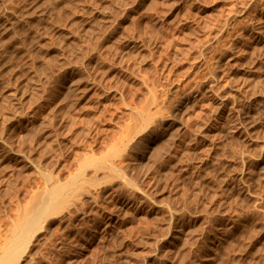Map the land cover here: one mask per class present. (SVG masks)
Listing matches in <instances>:
<instances>
[{
    "label": "rangeland",
    "instance_id": "rangeland-1",
    "mask_svg": "<svg viewBox=\"0 0 264 264\" xmlns=\"http://www.w3.org/2000/svg\"><path fill=\"white\" fill-rule=\"evenodd\" d=\"M48 1L51 2L52 0H0L1 42L4 39L3 37L6 36V27H8L6 21L9 20V15H21L27 10L29 11V9H35L36 5L43 7L42 4L46 5L44 3L48 4ZM139 1L140 0H66L65 5H61V7L63 6L61 12L58 8L62 18L59 16L58 11H54V15H56L55 20H57L56 18L58 16L59 20H61V22L57 20L60 26H58L59 24L57 22V26L54 23V25H52L53 27L51 26V29L48 30L49 33L47 32L44 38H42V41L39 40L40 42L29 40V42L31 41L33 43L30 42V44H27V48L29 49L27 55L18 52L17 50L19 49L17 46V49L13 48L9 51L6 49L4 43L1 45L2 43L0 42V45L3 48L5 47V49H3L0 46V245L11 237L13 229L25 212L27 213L28 210H32L38 205L40 197L47 191L49 186H52L51 183H54L57 179L63 181L68 180L70 176L79 174L77 172L81 174L84 171L85 177H82L89 180V182H85L86 180H84L82 183L81 177H79L80 175L75 177L80 179L78 182L82 183V185L85 182V187L83 186L82 189L81 186H79V189L74 188L76 186L74 185V191L73 189L70 190V187V189L68 188L69 190L67 189L68 192L65 191V194L68 193L66 197L68 196L67 198L69 199L71 198L69 195L73 197L75 193L76 196L73 197L75 198V204L74 201H72L73 198H71L72 200L68 199L67 205L68 202H70L69 204L73 203L71 206L76 205V209L69 205V207H71L68 208L69 210L65 208V211H62L61 214L56 212L57 216L56 214H51L54 216H50V219H48L49 224L42 228L39 233L37 232L38 235L34 238L31 250L28 252L31 257V264H65L67 263V258L71 256L72 250L77 248L80 244H84L86 250L79 264H109L113 261L115 262L110 264H163L164 258L165 264L166 260L168 261L167 264H200L201 257L204 254L203 251L208 246L207 243L215 240V236L218 235L221 231V226L226 224L227 220V223L231 226L222 237L223 239H220L221 242H219L217 248H221L216 249L214 254L215 257L213 256L208 264H217L221 261L223 264H228L226 261L230 259L235 262L233 263L230 261L229 263L231 264H264V226H262L264 225V205L262 206V203H264V194H262L264 193V186H260V184H264V98L262 97L263 95H260L262 93L264 94L262 90L264 84L258 80L255 83L256 86L254 84V86L251 85L249 94L247 93L250 95L249 97L247 94V96L240 95L239 97L240 105L242 104L244 107H249L255 100L254 104L262 109L257 115L258 120L255 126L256 128H252L251 132L249 131L247 135L239 137L237 130V132L231 130L232 124L230 123L229 125L228 120L227 123H224L225 125L214 120H212L214 121L213 124H211L212 121H206L208 118L207 114L212 112L211 108L213 107V101L217 99L216 96L219 97L220 92H222V95L224 93L223 90L225 92L230 90L232 85H229L228 83L230 82H227L229 77L235 74H237V77L241 76L239 73H243V66L247 68V66L250 65L249 67H251L254 64H259L261 60L264 47L260 45V47L254 48L253 51L250 46L258 36L259 28L264 24V0H149L150 2L148 1V4L138 8L133 15L129 16L128 22L123 24V20L128 16L130 10L136 7ZM261 3H263V5ZM58 7H60V5ZM89 7H91V10ZM84 10H86L87 15L82 19L80 16L85 12ZM261 14H263V16H261ZM6 15L7 18H5ZM260 18L261 20H259ZM72 19L75 20L74 24L72 23L73 21L70 24ZM66 22H68V24ZM64 25H66V28ZM74 25H76V28L73 27ZM70 26H72L73 29H68ZM3 28H5V30H3ZM61 28L64 31L61 32ZM23 31L24 30L17 33L14 39H19L17 38L18 34L19 36L22 34L20 38L25 36V32L21 33ZM41 42L45 43V46ZM40 44L42 49L39 48ZM46 45L48 46L46 47ZM261 47H263V49ZM6 51L7 53L10 52L11 55L10 53L6 54ZM248 51H253L250 54L251 58L249 57L251 62L250 60L244 61L243 59L245 56L244 54L248 53ZM16 52H18V54ZM223 54L226 55L224 56ZM12 55L13 58H11ZM14 55L17 56L15 57ZM31 56H34V58ZM4 60L6 61L4 62ZM242 61L243 64L241 63ZM8 62L10 63L9 65ZM245 62L248 65L245 64ZM252 62L253 64L251 65ZM2 64H6L7 66L4 65L5 67H2ZM88 64L91 66L87 67ZM261 67L262 66H260L259 70H261ZM68 68H70V71L67 70ZM79 75L80 78H78ZM16 76L17 79L15 78ZM70 76L78 78L80 83L78 79H76L78 83L74 84L73 87H69V90H66L68 88L64 90L60 95L61 97L59 96L61 100L59 99L60 103H58L60 105H58L57 108L49 107L48 101L53 98L54 92L62 88L64 78ZM82 77H84V79ZM243 77L244 75L242 74V77L237 78L238 82L240 79L243 81ZM9 79L13 81H10V83L7 82ZM94 82L96 83L94 84ZM214 82H216V84ZM7 83L10 85L8 84L7 86ZM239 83L242 84L241 81ZM208 84L209 86L212 84H215L214 87L217 86L215 94L210 90H206L207 88L209 89ZM87 86L92 87L88 88ZM252 92H256V94ZM258 92L262 93L258 94ZM184 96L190 97V101L187 103L188 105L186 104L185 106L186 110H184L186 112L183 111L185 114H182L184 117L182 119L188 121L189 119L190 121L192 120V123L190 121L189 123L195 126L194 129L197 128L196 125L199 123L207 122V127H211L212 125L215 131L214 133L217 132L215 135L217 138H214L215 143L213 141L211 142L212 144L209 142L201 143V148L198 150L200 152H198V154L201 155V157L207 156L209 160L205 157L204 160L201 161L202 164H200V159L203 158L198 157V154L194 153V156L197 154L195 157L193 156L194 160L198 161L196 162L193 160V152H191L192 154H190V156L192 158L189 157V159L191 158L190 162L192 164L189 163V159L186 158L189 155L182 161L183 165L188 167L185 169L181 162L178 161L179 158L175 156L178 155V153L173 154V157L170 155L167 156L166 153H164V157L162 156L163 159L165 158L164 160L160 158L162 155L161 153L160 156L156 154V156L154 155L152 158H149L151 155L145 158L144 152L138 151V149L134 147L141 139V142L145 139L141 138L142 132L139 130L141 126L135 125L136 118L134 112L131 111L132 108H135L134 111H136L138 109L142 110L144 107L147 109L150 105L153 113L162 109L163 113L168 114L170 111L168 109L179 104ZM157 103H159V105ZM155 107L160 109L157 108L156 110ZM60 108L63 113L60 111ZM49 109H53L58 113L50 110L53 112L52 113ZM166 110L168 111L165 112ZM248 110L249 109L246 108L245 112ZM58 114L60 115L57 116ZM211 114L212 118H214V113ZM45 116L48 119L54 118L51 119V121L46 119ZM204 116H206L205 121L202 118ZM6 117L8 121L9 119L11 120L7 122ZM62 117L64 118L62 119ZM132 117L135 119H132ZM201 118L203 121L200 120ZM180 121L181 126H183L179 130V133L178 131L176 132L179 134L177 138L186 141L189 137L191 138L195 131L193 132V127H190L187 121ZM187 125H189L188 128L186 127ZM133 127L135 129L138 127L139 129L137 128L134 130ZM190 129L192 135L190 134ZM129 132L132 133V135L129 136ZM134 133L138 135V138L136 134V138L133 137L135 140L131 137L134 136ZM176 133L174 136L177 135ZM243 137L246 138L243 140ZM177 138L173 140L175 141ZM130 139L134 141L132 142ZM128 141H131V143ZM246 142L249 143L246 144ZM127 143L130 145L127 146ZM145 143L147 144L148 142L145 140ZM160 143L159 146L157 143L156 146L154 145L155 151H157V147L160 149ZM212 145L213 152L210 149ZM91 147L94 151H92ZM126 147L129 148V152L127 150V152L125 151V149H128ZM202 148H206L204 152ZM254 150H257L256 152L260 156L258 155L257 157ZM78 151L80 152L77 155ZM86 151L88 152L85 153ZM201 152L203 154H201ZM209 152H211V154ZM206 153L208 155H206ZM244 153L248 156H245ZM247 153H252L250 156L252 158H249L250 154ZM80 154L83 156L82 159ZM119 155H124V157ZM157 157H159L160 160ZM75 158H79L78 160L80 161L75 160ZM122 158L125 159L123 160L125 162L123 165V161H121L122 163L120 162L121 164L119 163ZM153 158L158 159L157 161H159L160 164L155 161L156 159L153 161H155L154 164H157L154 165L151 163ZM175 160L176 162L178 161V165H174L176 164ZM211 160L212 163H210ZM128 161L130 163H128ZM164 161L168 162L164 164ZM105 163H108L107 165H119V167H121L120 169L124 170L122 172L126 173H124L125 175L129 176L130 173L128 178L131 180L133 178V181L136 182L138 187L142 186L141 189L144 188L142 191L145 190L144 192L152 196L151 199H159V201L152 200L154 203H157L155 204L158 205V208L155 209L154 207L146 206V208L144 207V209L141 210V214H138L141 219L135 214L132 208H129L127 213L125 212L126 216H123L125 215L123 214L119 217V222L115 228L116 230L107 231V233L104 229H97V231L96 228H99L98 224L106 213L114 209L113 206H116V204H119L121 200L125 198L124 195H129V191L124 187H122L123 190L121 187L120 190H116L117 184H115V182H117V180L122 181L124 179L123 177L118 176L122 179H117L118 177L114 175L116 173H114V177H112V173L106 170L104 168L105 166H102L103 170L102 167L100 170H96L97 165L101 166ZM150 163L153 165L149 167V169L148 166H150ZM172 163L174 164L171 165ZM179 165L180 168H178ZM199 165L203 169H206H201ZM122 166H124V168L127 166L128 169L126 168L125 170ZM261 166L263 167L261 168ZM134 167L136 169L132 170ZM257 167L259 170H257ZM129 168L132 169L130 170ZM251 168L252 170H250ZM167 170L168 173H165ZM253 170H256V172H253ZM103 171L108 174L110 173V175H112L110 177L112 178H110L108 174L105 175ZM205 172L206 174H204ZM103 173L105 177L108 176L109 178L102 177ZM161 174L163 177L165 176V178L163 180L158 179L159 181L162 180L159 182L157 178H159V176L161 178ZM198 175L201 176L199 177ZM215 179H217V181ZM155 181H158L159 185L158 183L155 185ZM194 183H197L198 186H195ZM184 184L185 187H183ZM191 185H194V188L191 187ZM240 186L241 188H239ZM225 187H227V189ZM233 187L234 190L236 189L235 192ZM177 188H180L181 191L180 189L177 190ZM185 188L189 189L187 192L192 196L195 192H198L197 196H194L196 201H199L198 203L194 201V197L186 193ZM252 188H257L260 194L255 192L256 190L254 189V191ZM81 189H91L93 192L86 190L87 194H90L87 195L85 191H79ZM239 189L240 191H238ZM121 190L122 192H120ZM220 190L225 192L223 193V191ZM69 191H73L72 194H69ZM76 191H79V194L81 192V194L84 193L82 197L80 195V197L78 196L79 202L77 198L78 193ZM150 191L153 194H151ZM154 191L157 192L155 193ZM124 192H126V194H123ZM170 192L172 194H170ZM205 192L208 193L206 194L207 196ZM220 192H222V194ZM240 192L241 194H237ZM154 193L155 197L153 196ZM178 193H184V196H179ZM216 193H219L218 196L213 197L217 195ZM233 194L235 195L233 196ZM188 195L190 199L194 198L193 200L191 199V201L194 202L186 206V204L191 202L188 199ZM198 195L200 196L198 197ZM237 195L239 198L243 195L242 198H244L246 202L243 199L244 203L241 205L242 198L238 200L239 198L236 197ZM244 195H247L248 197H246L249 200L245 198ZM92 196L97 197V200L90 198ZM174 196H177V198ZM250 196L251 198H249ZM255 196H260L261 199ZM207 197L210 198L208 199ZM234 197L237 201H240L238 202L240 204L237 202L234 203V201H236ZM87 198L93 201L89 200V202ZM185 198L188 202L184 200ZM199 198L203 201L207 200L205 202H207L208 205L203 201L200 202ZM214 198L216 200H214ZM81 199L84 200L82 201ZM223 199L226 201H222ZM233 199L234 201H232ZM251 199L254 200L251 201ZM181 200L184 201L180 202ZM261 200L263 202H261ZM178 201L180 206L185 207L181 208L178 206V208ZM250 201L252 203H250ZM259 201L261 202L260 204ZM204 203L205 206L207 205L205 210H203V207H205L203 206ZM223 203H225V205H223ZM246 203L250 204L251 210V206L256 210L253 208V211H250L248 205H246V208H248L244 209L243 207L245 206L243 205ZM256 203L259 206H257ZM174 204L177 205L174 206ZM216 205L217 209L219 208L218 210L216 209ZM236 205L238 206L237 209ZM80 206L82 208H80ZM164 206H166L167 209H169V206L173 207L170 208L172 210L169 211L170 209L167 210ZM77 207H79V210ZM159 207L164 208L165 211ZM221 207L223 208L221 209ZM229 207L231 208L230 210L228 209ZM147 208H149V210ZM181 209H183V212ZM226 209L227 212L225 211ZM186 210H189V212ZM233 210H236L237 214ZM238 210L240 211L237 212ZM257 210H261L262 216L259 214L260 211L255 212ZM220 211L221 213H219ZM130 212L134 214V217H131L132 215ZM166 212L167 215H165ZM169 212L177 213L174 220L170 217V214V220H167ZM190 212L194 218L190 215ZM240 212L241 214L239 215L238 213ZM249 212H251V214ZM144 213L148 214L145 215ZM220 214L222 215L220 216ZM225 214L227 217H225ZM100 215H102V217ZM142 215H145L147 219H142ZM164 215L165 218H167L166 221L163 218ZM242 215L244 216L242 217ZM187 216L189 219H187ZM232 216L237 217L236 222L238 221L240 223L232 224L230 220ZM257 216L260 219L257 218L258 221H256ZM259 216H261V218ZM170 223L173 224L171 225ZM175 224H181V228L185 230V232L183 231L180 236L176 237L172 241L173 243L168 241L169 243L171 242L170 245L166 242V246V244H164L166 238L169 239L172 237L174 229L177 230ZM250 224H252V226ZM244 225H247L248 228L254 225L257 229L255 230V227H253L254 232H252V228L248 229L247 226L245 227ZM259 227L263 229L261 230L260 228L259 230ZM190 228L195 229V231L192 229L189 233L188 230H190ZM217 228H219V231ZM244 230L246 231L244 232ZM94 232L96 233L94 234ZM91 234L92 236H90ZM164 234H166L165 237H163ZM187 234L191 235V237L189 236L188 238ZM256 234L257 236L255 238ZM249 235L251 238L253 237L252 239L254 240L247 237ZM179 237H181L182 241ZM185 240H189V246L186 245L187 242H185ZM242 240H245L244 245L242 244ZM222 242L226 243L222 245ZM233 243H235V245ZM159 244H162L164 247ZM182 245L185 247L187 246L186 248L184 247L186 252L183 250L184 248L182 249ZM232 246L234 249L237 247L235 250L241 246V250H237L236 252ZM1 247H3V245ZM174 247L175 250L173 251ZM226 247H230L231 249H227ZM242 247L246 248L242 249ZM167 249L169 251H167ZM177 249H180V254L179 252L177 254ZM224 249H227V252H223ZM255 249L257 250L255 251ZM230 250L232 251L230 252L231 254L228 252ZM217 251L220 252L217 253ZM225 253L226 256H224ZM229 254L230 257H227ZM233 254H237L238 256L235 255V257H232L231 255ZM166 255L169 257H165ZM120 259H122V261Z\"/></svg>",
    "mask_w": 264,
    "mask_h": 264
},
{
    "label": "bare ground",
    "instance_id": "bare-ground-1",
    "mask_svg": "<svg viewBox=\"0 0 264 264\" xmlns=\"http://www.w3.org/2000/svg\"><path fill=\"white\" fill-rule=\"evenodd\" d=\"M65 1L66 0H58V1H54V0H52L51 2H49L48 4L47 3H44V4H46V5H43L42 4V6L43 7H41L40 5H36L35 6V9L33 8V9H29V11L27 10L25 13H23V14H21V15H16V14H13V15H9V17L10 18H8L9 20H7L6 22H7V26L8 27H6V36L5 37H3L4 39L2 40V42H1V40H0V42L2 43H0L1 45H3V43H4V45H5V47H6V49L7 50H9V51H11L13 48H15V49H19V50H17L18 52H20V53H22V54H26L27 55V53H29L28 51H29V49L27 48V44L29 43L30 44V42H29V40H33V41H42V38H44V36L47 34V32H48V30H50L51 29V26L52 25H54V23H55V25H56V22H57V20H59V16H60V14H59V10H60V12H61V9H62V7H61V5H65ZM149 0H140L138 3H137V5H136V7H134V8H132L131 10H130V12L128 13V16L123 20V24H125L126 22H128V20H129V16L130 15H133L134 13H135V11L138 9V8H140V7H143V6H145V4H148L147 2H148ZM150 1H152V0H150ZM149 1V2H150ZM256 2V1H255ZM257 3V2H256ZM262 5H263V3H261ZM60 5V7H58ZM31 7V6H30ZM29 7V8H30ZM33 7V6H32ZM37 7V8H36ZM58 8H59V10H58ZM90 8V10H91V7H89ZM89 8H87V9H89ZM261 8V7H260ZM36 9H38V10H36ZM86 9V10H87ZM264 9V8H263ZM56 10V12L58 11V14H59V16L56 18L57 20H55V16L56 15H54V11ZM86 10H84L85 12L84 13H82V11H81V13H82V15L80 16V17H82V19H83V17H85V15H87V12H86ZM89 10V11H90ZM12 12V11H11ZM10 12V13H11ZM14 12V11H13ZM22 12V11H21ZM21 12H19V13H21ZM55 12V13H56ZM262 12V11H261ZM260 12V13H261ZM15 13V12H14ZM12 14V13H11ZM62 14V13H61ZM79 16V15H78ZM261 16H263V14H261ZM260 16V17H261ZM61 17V16H60ZM258 17H259V15H258ZM258 17H257V19H258ZM5 18H7V15H6V17ZM62 18V17H61ZM76 19V18H75ZM81 19V18H80ZM81 19V20H82ZM259 20H261V18L259 19ZM73 21V22H72ZM74 21L75 20H71L70 21V24H71V22L74 24ZM83 21V20H82ZM258 21V20H257ZM263 21V20H262ZM5 22V23H6ZM59 22H61V20H59ZM69 22V21H68ZM68 22H66L67 24H68ZM130 22V21H129ZM264 22V21H263ZM58 23V22H57ZM4 24V23H3ZM59 24V23H58ZM72 24V25H73ZM122 24V25H123ZM263 24V23H262ZM261 25V24H260ZM6 26V25H5ZM57 26V25H56ZM58 26H60V24L58 25ZM65 26V28H66V25H64ZM63 26V27H64ZM4 27V26H3ZM53 27V26H52ZM68 27V26H67ZM74 28H76V25H74L73 26ZM73 27L72 26H70L68 29H73ZM259 27V26H258ZM261 28V29H260ZM259 28V34H258V36L256 37V39H255V41H254V43L250 46L251 48H252V50L254 51V48H256V47H260V45H262L263 47H264V24H263V26L262 27H260ZM2 29V28H1ZM1 29H0V31H1ZM53 29V28H52ZM3 30H5V28H3ZM22 30H24L23 32H21V33H26V35L25 36H22V38H20V36L22 35V34H20V36H19V34H18V36H17V38H19V39H14V36L17 34V33H19L20 31H22ZM66 30V29H65ZM62 31H64L62 28H61V32ZM69 32V31H68ZM67 32V33H68ZM73 32V31H72ZM2 33V32H1ZM49 33V32H48ZM1 35V34H0ZM48 36V35H47ZM1 37V36H0ZM45 40V39H44ZM253 40V39H252ZM39 41V42H40ZM115 41V40H114ZM45 42H46V40H45ZM31 43H33V42H31ZM41 43H43V42H41ZM115 43V42H114ZM39 44V43H38ZM110 44V43H109ZM0 45V46H1ZM43 45L45 46V43H43ZM242 45V44H241ZM16 46H17V48H16ZM40 46V47H39ZM38 47L39 48H41L42 46H41V44L39 45ZM43 46V47H44ZM48 45H46V47H47ZM239 46V45H238ZM5 47L3 48L2 46H1V48H3V49H5ZM36 47V46H35ZM236 47V46H235ZM241 47V46H240ZM263 47H261L262 49H263ZM38 48V49H39ZM42 49V48H41ZM237 49V48H236ZM239 49V48H238ZM44 50V49H43ZM229 50V49H228ZM234 50V49H233ZM232 50V51H233ZM240 50V49H239ZM249 50V49H248ZM231 51V52H232ZM247 51V50H246ZM253 51H251V52H253ZM13 52V51H12ZM18 52H16L17 54H18ZM226 52V51H225ZM251 52H249L248 51V53H246V54H244L245 56H244V61H247V60H250L249 59V57H250V54H251ZM6 54H8V53H10V52H8L7 53V51L5 52ZM227 53V52H226ZM235 53V52H234ZM243 53V52H242ZM263 53V55H262V57H261V60L259 61V64H254V65H252L253 64V62L251 63V67H249V66H247V68L246 67H244L243 66V68H242V65H241V63L243 64V61L240 63V65H241V68H242V72L243 73H241L240 71V75L241 76H239V77H237V74H235L234 76H230L229 77V80H227V82H230V83H228L229 85H232L231 87H230V90H227L226 92L223 90V94L221 95V93L222 92H220V95H219V97H217L216 96V98L217 99H215V101H213V107L211 108V111L212 112H207V113H209V114H207L208 115V118H207V120L206 121H212V120H214V121H217V122H219V123H221V124H224V123H227L228 121H229V125H230V123L232 124V129L231 130H233V131H235V132H237L238 131V136L240 137V136H245V135H247V133L250 131L251 132V129L252 128H254L255 126H256V124H257V120H258V117H257V115H258V113H260L261 111H262V109H261V107H258V105L256 106V104H254V102H255V100H254V102L253 103H251L252 105L250 106L249 105V107H244L242 104L240 105V99H239V97H240V95H245V96H247L248 94H249V89L251 88V85H255V83L259 80V81H261V83L262 84H264V52H262ZM4 54V53H3ZM14 54H15V52H14ZM231 54V53H230ZM10 55H11V53H10ZM21 55V54H20ZM224 55V54H223ZM226 55V54H225ZM224 55V56H225ZM8 56V55H7ZM15 57L17 56V55H14ZM24 56V55H23ZM22 56V57H23ZM10 57V56H9ZM14 57V58H15ZM21 57V56H20ZM31 57H33L34 58V56H31ZM232 57V56H231ZM8 58V57H7ZM11 58H13V55L11 56ZM229 58V57H228ZM251 58V57H250ZM5 59V58H4ZM32 59V58H31ZM223 59V58H222ZM10 60H12V59H10ZM10 60H9V62H10ZM14 60V59H13ZM33 60V59H32ZM6 60H4V62H5ZM90 61V60H89ZM8 62V65L11 63H9ZM223 62V61H222ZM249 62V61H248ZM250 62H251V60H250ZM7 63V62H6ZM87 63H90V62H87ZM91 64V63H90ZM245 64H247L246 62H245ZM244 64V65H245ZM3 65V64H2ZM5 66H7L6 64H4ZM2 66V67H5V66ZM248 65V64H247ZM1 66V65H0ZM88 66H91V65H87V67ZM246 66V65H245ZM260 66H262L261 67V70H259V68H260ZM72 68V67H71ZM2 69V68H1ZM70 68H68L67 70H69ZM75 69V68H74ZM89 69V68H88ZM76 70V69H75ZM237 70H239V69H237ZM70 71V70H69ZM74 72V71H73ZM73 72H72V74H73ZM80 72V71H79ZM236 72H238V71H236ZM78 73V72H77ZM71 74V73H70ZM234 74V73H233ZM242 74L244 75V77H243V81L240 79V81L242 82V84L241 83H239L238 82V79L237 78H240V77H242ZM14 75V74H13ZM64 75H65V73H64ZM81 75H84V74H81ZM16 79H17V76L15 77ZM64 78V77H63ZM78 78H80V75H79V77ZM78 78H76V77H66V78H64V83H63V85H62V88H60L58 91H55L54 92V94H53V98L51 99V100H49L48 101V105H49V107H53V108H57V106L58 105H60L59 103H60V100H61V94L64 92V90L66 89V88H68V89H66V90H69V87H73L74 86V84H76V83H78L77 82V80L76 79H78ZM83 79H84V77H82ZM13 79V78H12ZM82 79V80H83ZM14 80V79H13ZM12 80V81H13ZM63 80V79H62ZM10 79H9V81L7 80V82H9L10 83ZM11 81V82H12ZM78 81H79V79H78ZM96 81V80H95ZM6 83V82H5ZM9 83H7V86H8V84ZM79 83H80V81H79ZM96 82H94V84H95ZM208 83V82H207ZM211 83V82H210ZM215 84H216V82H214ZM87 84V83H86ZM89 84V83H88ZM92 84H93V82H92ZM215 84H212L211 86H209V84H208V87H209V89L207 88V86H206V90H210V91H212V93L214 92V94H215V89L217 88V86L216 87H214L215 86ZM236 84V85H235ZM6 85V84H5ZM4 85V86H5ZM10 85V84H9ZM253 85V86H254ZM6 86V87H7ZM86 86V85H85ZM96 86V85H95ZM256 86V85H255ZM80 87V86H79ZM78 87V88H79ZM88 87V86H87ZM92 87V86H91ZM91 87H88V88H91ZM227 87V86H226ZM263 87H264V85H263ZM263 87H262V90H263V92H264V89H263ZM75 88V87H74ZM74 88H72V89H74ZM77 88V89H78ZM228 88V87H227ZM226 88V89H227ZM56 90V89H55ZM70 90H71V88H70ZM208 91H207V93H208ZM67 92V91H66ZM203 92V91H202ZM248 93V94H247ZM252 93H254V94H256V92H252ZM260 93H262V92H260ZM259 92H258V94H260ZM51 94V93H50ZM50 94H49V97H50ZM205 94V93H204ZM247 94V95H246ZM218 95V94H217ZM260 95H263L262 97L264 98V94L262 93V94H260ZM60 96V97H59ZM64 96V95H63ZM63 96H62V98H63ZM210 96H212V95H210ZM215 96V95H214ZM250 95H248V97H249ZM252 96V95H251ZM52 97V96H51ZM242 97V96H241ZM247 98V97H246ZM60 99V100H59ZM48 100V99H47ZM63 100V99H62ZM189 101H190V97H185L184 96V98L183 99H181V101H180V103L179 104H176V105H174V106H172V107H170V109H168V110H170L169 111V113L167 114V113H163V110L162 109H160V108H158V109H160V111L158 110V111H156V113H153V110L151 109V107H150V105H149V107H147V109L144 107V109H142V110H140V109H138V110H136V111H134V109L132 108V110L131 111H133L134 112V116H135V118L134 117H132V119L134 118L135 120H136V123H135V125L137 126H141L140 127V132H142L141 133V135H142V137L141 138H144L148 143L146 144L145 143V140H143V142H141L142 141V139L140 140V142H138V144H135V146L134 147H136L137 149H138V151H141V152H144V156H145V158L146 157H149L150 155H151V157H149V158H152V156L154 157V155L156 156V154H158L159 156L161 155V157L160 158H162V156L164 155V153H166V155L168 156V155H170V156H172L173 157V154H177L178 153V155H175L177 158H179L178 159V161L179 162H181V164L183 165V163H182V161H184L185 160V157L187 156V155H189V156H187L186 158H188L189 159V157H191L190 156V154H192L191 152H193V154H192V157L194 156V153H197L198 154V150L201 148V146H200V144L201 143H204V142H209V143H211L212 141L214 142L215 140H214V138L216 139L217 137H215V135H216V133H214L215 131H214V128H213V126L211 125V127H207V122H202V123H199L198 125H196L197 126V128L196 129H194V127L195 126H193V125H190V123H189V121H190V119H189V121L188 120H183L182 118H184L183 117V111H185L186 109H185V106H186V104L187 103H189ZM241 101H242V98H241ZM261 101H263V100H261ZM45 102V101H44ZM59 102V103H58ZM63 103V102H62ZM61 103V104H62ZM211 103H212V101H211ZM158 105H159V103H157ZM156 104V105H157ZM210 104V103H209ZM47 105V104H46ZM188 105V104H187ZM210 106H211V104H210ZM47 107V106H46ZM60 107V106H59ZM149 108V109H148ZM156 108V107H155ZM157 108H156V110H157ZM246 108H248L249 110L247 111V112H245V110H246ZM185 109V110H184ZM50 110H53V109H49V111ZM168 110H166L165 112H167ZM210 110V109H209ZM54 111V110H53ZM60 111H61V108H60ZM207 111V110H206ZM48 112V111H47ZM50 112H52V111H50ZM54 112H56V111H54ZM62 112V111H61ZM154 112H155V110H154ZM186 112V111H185ZM53 113V112H52ZM56 113H58V112H56ZM63 113V112H62ZM211 113H214V118H212V114ZM51 114V113H50ZM185 114V113H184ZM206 114V113H205ZM204 114V115H205ZM245 114H246V116H245ZM49 115V114H48ZM60 114H58L57 116H59ZM64 115V114H63ZM62 115V116H63ZM132 115V116H133ZM56 116V117H57ZM65 116V115H64ZM8 117V116H7ZM7 117H6V120H7V122H9L11 119H9V121H8V119H7ZM11 117H13V116H11ZM10 117V118H11ZM52 117V116H51ZM205 117L206 116H204V117H202L203 119H204V121H205ZM257 117V118H256ZM9 118V117H8ZM45 118L46 119H48L46 116H45ZM54 118V117H53ZM53 118H49L48 120H51V119H53ZM64 117H62V119H63ZM200 119V120H202L203 121V119ZM61 119V120H62ZM188 119V118H187ZM12 120H13V118H12ZM44 120V119H43ZM180 120H182V121H187L188 122V124L190 125V127L192 126L193 127V132H194V134L192 135V132H191V129H190V134L192 135L191 136V138L189 137V139L187 140L186 139V141L185 140H180L179 138H177V136L179 135V134H177L176 132L178 131V133H179V130L182 128V126H181V121ZM228 120V121H227ZM52 121V120H51ZM134 121V120H133ZM208 121V122H209ZM214 121H212V123L211 124H213V122ZM185 122H184V124H185ZM191 123H192V120L190 121ZM259 122V121H258ZM195 124V123H194ZM215 124H216V122H215ZM189 125H187L186 127L188 128L189 127ZM220 125V124H219ZM218 125V126H219ZM225 125V124H224ZM135 126V127H136ZM217 126V127H218ZM130 127H131V125H130ZM216 127V128H217ZM223 127V126H222ZM134 128V127H133ZM132 128V129H133ZM136 128V129H137ZM219 128H221V127H219ZM233 128H235V129H233ZM256 128V127H255ZM135 128H134V130H136ZM186 129V128H185ZM187 130V129H186ZM218 130V129H217ZM237 130V131H236ZM138 131V130H137ZM136 131V132H137ZM233 131H231V132H233ZM253 131V130H252ZM130 132H131V129H130ZM129 132V136L130 135H132V133H130ZM132 132H133V130H132ZM135 132V131H134ZM182 132V131H181ZM219 132V131H218ZM177 134V135H175L174 136V134ZM187 133V132H186ZM252 133H254V132H252ZM251 133V134H252ZM135 134L136 133H134V136H131L132 137V139H134L133 137H135ZM188 134V133H187ZM219 134V133H218ZM217 134V135H218ZM137 135V134H136ZM140 135V134H139ZM250 135V134H249ZM128 136V137H129ZM252 136V135H251ZM247 137V136H246ZM245 137V138H246ZM130 138V137H129ZM136 138V137H135ZM137 138H138V135H137ZM174 138H177L175 141L173 140ZM183 138V137H182ZM185 138H188V137H185ZM244 137H243V140L245 139ZM132 139H130L132 142L135 140H132ZM140 139V138H139ZM250 139V138H249ZM248 139V140H249ZM252 139V138H251ZM129 140V139H128ZM138 140V139H137ZM131 141H128V142H130L131 143ZM139 141V140H138ZM161 143H160V142ZM217 141V140H216ZM252 141V140H251ZM251 141H249V142H251ZM127 142V141H126ZM248 142V143H249ZM156 143L158 144V146H159V143L161 144V147H160V149H159V147H157L158 149H156L157 151H155V146H156ZM215 143V142H214ZM247 142H246V144H248ZM253 143H254V141H253ZM208 144V143H207ZM206 144V145H207ZM212 144V143H211ZM2 145V144H1ZM130 145V144H129ZM128 145V143H127V146H129ZM133 145H134V143H133ZM133 145H131V146H133ZM155 145V146H154ZM209 145V144H208ZM214 145V144H213ZM213 145L211 146V150L213 149L212 147H213ZM250 145V144H249ZM262 145H263V143H262ZM204 146V145H203ZM258 146V145H257ZM260 146V145H259ZM0 148H1V146H0ZM3 148V147H2ZM86 148V147H85ZM92 148V147H91ZM90 148V149H91ZM124 148H125V146H124ZM126 148H128V147H126ZM133 148V147H132ZM131 148V149H132ZM135 148V149H136ZM215 148V147H214ZM258 148V147H257ZM264 148V147H263ZM136 149V150H137ZM176 151H175V150ZM203 149V148H202ZM206 149V148H205ZM205 149H203L202 151L204 152V150ZM208 149H209V147H208ZM259 149H260V147H259ZM259 149H258V152H259ZM2 150V149H1ZM128 151L129 150V148L128 149H125V151ZM215 150V149H214ZM82 151V150H81ZM92 151H94L93 150V148H92ZM126 151V152H127ZM131 151V150H130ZM133 151V150H132ZM201 151V150H200ZM208 151V150H207ZM210 151V150H209ZM257 151V150H256ZM255 150H254V152H256ZM262 151H263V149H262ZM261 151V152H262ZM80 151H78L77 152V155H78V153H79ZM84 152V151H83ZM82 152V153H83ZM88 151H86L85 153H87ZM129 152V151H128ZM133 152H135V151H133ZM140 152V153H141ZM212 152H213V150H212ZM245 152H247V151H245ZM254 152H252V153H254ZM81 153V154H82ZM137 153V152H136ZM135 153V154H136ZM161 153V154H160ZM200 153V152H199ZM210 154H211V152H209ZM251 153V154H252ZM80 154V156H81V159H82V155ZM84 154V153H83ZM143 154V153H142ZM196 154V155H197ZM201 154H203L202 152H201ZM245 154V153H244ZM243 154V155H244ZM247 154H250V153H247ZM251 154L249 155V158H252V157H250L251 156ZM77 155H76V157H77ZM157 155V156H158ZM165 155V156H166ZM195 155V156H196ZM206 155H208L207 153H206ZM256 155H257V157H258V155L259 154H257V152H256ZM256 155H255V157H256ZM119 156H122V155H119ZM126 156V155H125ZM142 156V155H141ZM169 156V157H170ZM194 156V157H195ZM245 156H248V155H246L245 154ZM260 156V155H259ZM122 157H124V155L122 156ZM164 157V156H163ZM172 157H170V158H172ZM191 157V158H192ZM194 157H193V160H194ZM198 157H201V155H199L198 154ZM197 157V158H198ZM205 157H207V156H205ZM205 157H201V158H203V159H200V164H202V162L201 161H203L204 160V158ZM210 157H211V155H210ZM241 157H243V156H241ZM253 157H254V155H253ZM126 158V157H125ZM128 158H130V157H128ZM137 158H138V156H137ZM158 159H159V157H157ZM169 158V159H170ZM191 158L189 159V163H191L190 161H191ZM209 157H207L206 159H208ZM247 158V157H246ZM249 158H247V159H249ZM260 158V157H259ZM79 158H75V160H78ZM118 159H119V157H118ZM134 159V158H133ZM141 159V158H140ZM148 159V158H147ZM156 159V158H155ZM154 158L152 159V162L151 163H153L154 164V162L156 161L157 163L159 162V161H157L158 159H156L155 160ZM165 159V158H164ZM163 158L161 159V160H164ZM168 159V160H169ZM241 159H243V158H241ZM123 160H125V159H123L122 158V160L120 159V161H119V163L121 162V161H123ZM128 160V159H127ZM137 160V159H136ZM153 160H155V161H153ZM160 160V159H159ZM198 160V159H197ZM209 160V159H208ZM246 160V159H245ZM78 161H80V160H78ZM115 161V160H114ZM114 161H112L113 163H115ZM135 161V160H134ZM166 161V160H165ZM164 161V164L165 163H167V162H165ZM171 161V160H170ZM177 161V162H178ZM194 161H196V160H194ZM246 161H249V160H246ZM250 161H251V159H250ZM252 161H253V159H252ZM117 162V161H116ZM127 162V161H126ZM142 162V161H141ZM147 162H148V160H147ZM147 162H145V163H147ZM175 162H176V160H175ZM176 162V164H174V163H172L171 165H178V163ZM196 162H198V161H196ZM207 162V161H206ZM243 162V161H242ZM245 162V161H244ZM256 162V161H255ZM263 162V161H262ZM122 163V162H121ZM120 163V164H121ZM128 163H130L129 161H128ZM136 163H138V162H136ZM135 163V164H136ZM144 163V164H145ZM149 163V162H148ZM151 163H150V166H148V168L149 167H151L152 165H151ZM157 163H155V164H157ZM169 163H171V162H169ZM185 163V162H184ZM187 163V162H186ZM188 163V164H189ZM210 163H212V160H211V162ZM247 163V162H246ZM257 163V162H256ZM106 164V165H105ZM105 164H103V165H101V166H98L97 165V167H96V170L98 169V170H100L101 169V167L102 166H105L104 168L106 169V170H108L110 173H112V175L114 174V173H116V174H114L115 175V177H118V176H121V177H123L124 179L122 180V181H118L117 180V182H115V184H117L116 185V190L117 189H119L120 190V187H121V189L123 190V188L122 187H124V188H127L128 189V191H129V195L127 196V195H124L125 196V198L123 199V200H121V202L119 203V204H116V206H113L114 207V209H110L111 211H107L108 213H106V215L101 219V221H100V223L98 224V226H99V228H96V230L97 229H104V230H106V233H107V231H112V230H114L117 226V223L119 222V217H121L123 214H125V212L127 213V211H128V209L129 208H132L133 209V211H135V214L138 216V214L140 213L141 214V210L142 209H144V207L146 208V206H149V207H154L155 209L156 208H158V205H156L155 203H154V201H159V199H157L156 198V200H154L153 198L151 199V197L152 196H150V194H148L147 192H144V191H142L143 189H141V187L139 188L137 185H136V182H134L133 181V178H132V180L130 179V178H128L129 176H130V173H129V176H127V175H125L122 171H124V170H122V169H120L121 167H119V165H117V164H113V165H107L108 163H105ZM112 164V163H111ZM123 164H125V162L123 161V163H122V165ZM139 164V163H138ZM138 164H137V166H138ZM144 164H143V166H144ZM154 164V165H155ZM159 164H160V162H159ZM159 164H158V166H159ZM192 164V163H191ZM198 164V163H197ZM203 164H205V163H203ZM250 164H251V162H250ZM117 165V166H116ZM128 165H130V164H128ZM132 165V164H131ZM141 165V164H140ZM167 165V164H166ZM171 165H170V167H171ZM194 165V164H193ZM206 165H207V163H206ZM205 165V166H206ZM210 165V164H209ZM257 165V164H256ZM263 165H264V162H263ZM121 166V165H120ZM142 166V165H141ZM184 167H185V165H183ZM188 166V165H187ZM200 166V165H199ZM203 166V165H202ZM246 166V165H245ZM100 167V168H99ZM123 167V169H125L126 170V168H127V166L124 168V166H122ZM129 167V166H128ZM132 167V166H131ZM163 167V166H162ZM165 167V166H164ZM175 167H177V166H175ZM184 167H183V169H184ZM192 167V166H191ZM201 167V166H200ZM200 167H199V170H200ZM207 167V166H206ZM263 166H261V168H262ZM166 168V167H165ZM169 168V167H168ZM173 168H174V166H173ZM172 168V169H173ZM178 168H180V165H179V167ZM186 168H188V167H185V169ZM190 168V167H189ZM193 168V167H192ZM197 168H198V165H197ZM196 168V169H197ZM260 168V169H261ZM104 169V170H105ZM128 169V168H127ZM130 169V168H129ZM132 169V168H131ZM130 169V170H131ZM134 169H136L135 167L132 169V170H134ZM150 169V168H149ZM177 169V168H176ZM175 169V170H176ZM196 169H194V170H196ZM201 169H203L202 167H201ZM206 169V168H205ZM205 169H203V170H205ZM95 170V171H96ZM102 170H103V167H102ZM175 170H173V171H175ZM180 170V169H179ZM190 170V169H189ZM250 170H252V168L250 169ZM257 170H259L258 169V167H257ZM129 171V170H128ZM184 171V170H183ZM243 171V170H242ZM100 172V171H99ZM104 172V171H103ZM133 172V171H132ZM162 172V171H161ZM160 172V173H161ZM175 172H178V171H175ZM182 172V171H181ZM186 172H187V170H186ZM193 172V171H192ZM250 172H252V171H250ZM253 172H256V170L254 171L253 170ZM77 173H79V174H77ZM76 174L77 175H72V176H70V178H68V180H59V179H57V181H55L54 183H51L50 181H51V179L49 178V182L51 183V185L52 186H49L48 187V189H47V191L46 192H44V194L40 197V199H39V203H38V205L34 208V209H32V210H28V212L26 213L25 212V214L20 218V220L18 221V223L16 224V227L13 229V234L11 235V237H9V239L8 240H6V242L5 243H3L2 245H3V247H1L2 245H0V264H31V257L29 256V254H28V252L31 250V247H32V243H33V241H34V238H36V235H38L37 234V232L39 233V231L42 229V228H44V227H46L49 223H48V219H50V216L51 217H53L55 214H56V212L57 213H60L61 214V212L62 211H65L64 209L65 208H71V207H74L75 208V206H71L72 204H69L70 202H68V205H67V201H68V199L69 198H67L66 197V195L68 194H65V191L66 192H68L67 191V189L69 188L70 190H72L73 189V191H74V188H79V186H81V188L84 186V185H86L85 184V182H89V180H86L85 178H83V177H85L84 175H85V173H84V171L82 172V173H84V174H80V172H77ZM105 173V175L106 174H108V173H106V172H104ZM104 173H103V176L102 177H105L104 176ZM110 173L108 174V176L110 177V176H112V175H110ZM128 173V172H127ZM160 173H159V175H160ZM163 173H164V171H163ZM162 173V174H163ZM165 173H168V170H167V172L165 171ZM172 173H174V172H172ZM194 173H195V171H194ZM200 173H202V172H200ZM162 174H161V176H162ZM175 174V173H174ZM189 174V173H188ZM204 174H206V172L204 173ZM241 174V173H240ZM244 174V173H243ZM253 174V173H252ZM78 175H80L79 177H81V181H82V183H83V181L84 180H86L85 182H84V184L82 185V183H80V182H78V181H80V179L79 178H77V177H75V176H78ZM97 175H98V171H97ZM96 175V176H97ZM114 175L112 176V177H114ZM166 175V174H165ZM177 175H178V173H177ZM183 175V174H182ZM194 175V174H193ZM192 175V176H193ZM242 175V174H241ZM240 175V176H241ZM83 176V177H82ZM108 176H106V177H108ZM176 176V175H175ZM175 176H173V177H175ZM180 176V175H179ZM191 176V175H190ZM196 176V175H195ZM199 176V175H198ZM201 176V175H200ZM199 176V177H200ZM105 177V178H106ZM108 177V178H109ZM112 177H110V178H112ZM121 177H118L117 179H119V178H121ZM163 177V176H162ZM160 178V176H159V178H157V180L159 179H164L165 178V176L163 177V178ZM76 178V179H75ZM87 178V177H86ZM177 178V177H176ZM181 178V177H180ZM240 178V177H239ZM70 179V180H69ZM122 179V178H121ZM234 179H236V178H234ZM241 179V178H240ZM56 180V179H55ZM158 180V181H159ZM161 180V181H162ZM216 181H217V179H215ZM221 180V179H220ZM237 180V179H236ZM235 180V181H236ZM242 180V179H241ZM116 181V180H115ZM158 181L156 182L155 181V185H157L156 183H158ZM161 181H159V182H161ZM243 181H244V179H243ZM52 182H53V180H52ZM113 182V181H112ZM193 182V181H192ZM198 182V181H197ZM239 182V181H238ZM242 182V181H241ZM81 185H80V184ZM200 183V182H199ZM219 183V182H218ZM227 183V182H226ZM236 183V182H235ZM235 183H234V185H235ZM240 183V182H239ZM251 183V182H250ZM138 184V183H137ZM192 184V183H191ZM215 184V183H214ZM230 184V183H229ZM50 185V184H49ZM74 185H76L75 187H74ZM77 185H78V187H77ZM139 185V184H138ZM154 185V184H153ZM152 185V186H153ZM154 185V186H155ZM158 185H159V183H158ZM187 185V184H186ZM189 185V184H188ZM194 185L195 186H198L197 185V183L195 184L194 183ZM194 185L192 186L191 185V187H193L194 188ZM201 185V184H200ZM203 185V184H202ZM232 185H233V183H232ZM241 185H242V183H241ZM245 185V184H244ZM256 185V184H255ZM228 186H230V185H228ZM239 186V185H238ZM249 186V185H248ZM251 186H252V184H251ZM260 186H264V184H260ZM74 187V188H73ZM85 187V186H84ZM156 187V186H155ZM183 187H185V184H184V186ZM200 187H202V186H200ZM199 187V188H200ZM246 187V186H245ZM244 187V188H245ZM256 187V186H255ZM114 188V189H115ZM188 188V187H187ZM226 189H227V187H225ZM229 188H231V187H229ZM228 188V189H229ZM239 188H241V186L239 187ZM68 189V190H69ZM80 189V188H79ZM83 189V188H82ZM79 190V191H85V193L87 194V192H86V190H89V189H86V190ZM85 189V188H84ZM141 189V190H140ZM153 189V188H152ZM156 189V188H155ZM178 189H180V188H177V190ZM184 189V188H183ZM186 189V188H185ZM224 189V188H223ZM225 189V190H226ZM253 189V188H252ZM256 191H255V190ZM253 190L255 191V192H258L257 191V188H254ZM77 190V189H76ZM122 190L120 191V192H122ZM125 190V189H124ZM156 190H159V189H156ZM189 189H186V193H189V192H187ZM193 190V189H192ZM233 190H234V187H233ZM236 190V189H235ZM235 190H234V192H235ZM243 190V189H242ZM248 190H250V189H248ZM262 190V189H261ZM72 191V192H73ZM79 191L76 193L77 194V198H78V196L80 195L81 197H82V195L84 194H79ZM89 191H92L91 189L89 190ZM147 191V190H146ZM149 191V190H148ZM160 191V190H159ZM174 191V190H173ZM180 191H181V189H180ZM183 191V190H182ZM198 191V190H197ZM205 191V190H204ZM220 191H223V190H220ZM238 191H240V189L238 190ZM247 191V190H246ZM251 191V190H250ZM260 191V190H259ZM72 192H70L69 191V194L71 193L72 194ZM93 192V191H92ZM92 192H90V193H92ZM151 192V191H150ZM149 192V193H150ZM155 193L157 192V191H154ZM184 192V191H183ZM193 192V191H192ZM195 192V191H194ZM199 192H200V190H199ZM225 191H223V193H224ZM228 192H231V191H228ZM248 192V191H247ZM254 192V193H255ZM262 192V191H261ZM89 193V192H88ZM155 193H154V197H155ZM196 193V192H195ZM194 193V195L192 196L190 193V195L192 196V197H194V196H197V193L195 194ZM204 193V192H203ZM221 194H222V192H220ZM233 193V192H232ZM251 193V192H250ZM250 193H248L249 195H251ZM259 194H260V192H258ZM258 193H256V194H258ZM85 194V195H86ZM93 195H94V193H92ZM123 194H126V192H124ZM151 194H153L152 192H151ZM157 194H159V193H157ZM160 194H161V192H160ZM170 194H172L171 192H170ZM174 194V193H173ZM206 194H208L207 192H205V195ZM217 194V193H216ZM219 194V193H218ZM218 194L217 195H214L213 197H215V196H218ZM226 194V193H225ZM228 194V193H227ZM237 194H241V192L240 193H237ZM245 194V193H244ZM252 194H253V192H252ZM255 194V195H256ZM262 194H264V193H262ZM262 194H261V196H262ZM87 195H90V194H87ZM178 195L180 196H184V193L183 194H180V193H178ZM202 195V194H201ZM204 195V194H203ZM230 195V194H229ZM232 195V194H231ZM235 194H233V196H234ZM254 195V194H253ZM64 196H65V198H64ZM71 198H73L74 196H76L75 195V193H74V195H73V197H72V195H69ZM79 196V197H80ZM94 196H97V195H94ZM94 196H92V197H90V198H93V199H96L97 197H94ZM127 196V197H126ZM189 196V195H188ZM187 196V197H188ZM200 195H198V197H199ZM207 196V195H206ZM211 196V195H210ZM243 196V195H242ZM242 196L240 197V198H242ZM247 196V195H246ZM245 195H244V197L245 198H247ZM86 197V196H85ZM175 198H177V196H174ZM203 197V196H202ZM221 197V196H220ZM228 197V196H227ZM237 198H239V196L237 195L236 196ZM256 197V196H255ZM254 197V198H255ZM258 197V199H259V197L260 196H257ZM256 197V198H257ZM69 199V200H72V199ZM170 198H171V195H170ZM172 198H173V196H172ZM182 198V197H181ZM195 198V197H194ZM194 198H191L192 200L194 199ZM201 198V197H200ZM199 198V200H200V202L201 201H203V200H201ZM208 198V197H207ZM207 198H205V199H207ZM210 198V197H209ZM208 198V199H209ZM211 198H212V196H211ZM219 198V197H218ZM228 198H230V197H228ZM235 198V197H234ZM240 198L238 199V200H240ZM249 198H251V196L249 197ZM255 198V199H256ZM75 198H73V200L72 201H74V204H75V200H74ZM88 199V200H87ZM87 199H85V200H87V201H89L90 199L89 198H87ZM174 199V198H173ZM179 199H180V197H179ZM183 199V198H182ZM190 201H191V199H190V196H189V198H188ZM204 199V200H205ZM236 199V198H235ZM244 198H242L241 200H242V203H241V205L244 203L243 201L245 200H243ZM248 199V198H247ZM258 199H256V200H258ZM260 199H261V197H260ZM82 201L84 200V199H81ZM92 200V199H91ZM90 200V201H91ZM97 200V199H96ZM152 200H154V201H152ZM175 200H177V199H175ZM184 200H186L187 201V199L185 198ZM184 200H181L180 202H183ZM214 200H216L215 198H214ZM221 200V199H220ZM229 200H231V199H229ZM249 200V199H248ZM252 200H254V199H251V201ZM255 200V201H256ZM263 200V199H262ZM261 200V202H263ZM80 200H79V198H78V202H79ZM81 201V202H82ZM89 201V202H90ZM93 201V200H92ZM194 201H196V198H195V200ZM194 201H191V202H189L188 204H186V206H188L190 203H192V202H194ZM205 201H207V200H205ZM205 201H203V202H205ZM222 201H226V200H222ZM222 201H221V203H222ZM232 201H234V199L232 200ZM250 201V203H252ZM76 202H77V200H76ZM95 202V201H94ZM177 202V201H176ZM188 202V201H187ZM197 202V201H196ZM199 202V201H198ZM197 202V203H198ZM213 202V201H212ZM227 202H228V200H227ZM238 203V202H240V201H237V199H236V201H234V203ZM245 202H246V200H245ZM260 201H259V204L261 203ZM160 203V202H159ZM158 203V204H159ZM206 204H207V202H205ZM205 203L203 204V206H205ZM220 203V202H219ZM229 203H230V201H229ZM68 206H66V205ZM95 204V203H94ZM98 204V203H97ZM178 204V205H177ZM177 204H174V206L175 205H177V207L178 206H180L179 205V201H178V203ZM182 204H184V203H182ZM227 204V203H226ZM238 204H240V203H238ZM257 204V203H256ZM69 205L71 206V207H69ZM77 205H78V203H77ZM161 205H162V203H161ZM164 205H166V204H164ZM196 205V204H195ZM200 205H201V203H200ZM208 205V204H207ZM206 205V206H207ZM215 205V204H214ZM221 205V204H220ZM223 205H225V203H223ZM231 205H234V204H231ZM230 205V206H231ZM246 205H250L249 203H246L245 205H243V206H245V207H243V206H241V207H243L244 209L246 208ZM253 205V204H252ZM255 205V204H254ZM264 205V203H262V206ZM194 206V205H193ZM196 206H198V205H196ZM206 206L205 207H203L204 209L203 210H205V208H206ZM222 206V205H221ZM237 206V205H236ZM257 206H259L258 204H257ZM163 207V206H162ZM162 207H159L160 209L162 208ZM173 206H169V209L170 208H172ZM176 207V208H177ZM181 208H183V207H185V206H180ZM219 207V206H218ZM224 207V206H223ZM223 207H221V209L223 208ZM232 207V206H231ZM252 207V210H251V208H250V206H249V210L250 211H253V206H251ZM80 208H82L81 206H80ZM164 208H166L167 209V207L166 206H164ZM164 208H162L164 211H165V209ZM179 208V207H178ZM177 208V209H178ZM193 208V207H192ZM197 208V207H196ZM196 208H194V209H196ZM213 208H214V206H213ZM225 208H226V206H225ZM238 208V206L236 207V209ZM248 208V207H247ZM246 208V209H247ZM257 208V207H256ZM261 208V207H260ZM76 209V208H75ZM77 209L79 210V207H77ZM148 210H149V208H147ZM159 209V210H160ZM169 209H167V210H169ZM198 209V208H197ZM201 209V208H200ZM210 209V208H209ZM215 209V208H214ZM216 209H217V205H216ZM219 209V208H218ZM217 209V210H218ZM229 210L231 209L230 207L228 208ZM235 209V208H234ZM242 209V208H241ZM255 209V208H254ZM259 209V208H258ZM264 209V208H263ZM69 210V209H68ZM73 210V209H72ZM93 210V209H92ZM109 210V209H108ZM148 210H146V211H148ZM172 209H170L169 211H171ZM183 209H181V211H182ZM191 210V209H190ZM217 210H216V213H217ZM229 210H228V212H229ZM243 210V209H242ZM256 210V209H255ZM262 210V209H261ZM261 210H257V211H255V212H259V214H261ZM145 211V212H146ZM155 211V210H154ZM162 211V210H161ZM161 211H159V212H161ZM177 211V210H176ZM186 211H188L189 212V210H186ZM186 211H185V213H186ZM195 211V210H194ZM222 211V210H221ZM221 211L219 212V213H221ZM226 212H227V209L225 210ZM234 211V210H233ZM240 210H238L237 212H239ZM244 211V210H243ZM55 212V213H54ZM69 212V211H68ZM104 212V211H103ZM149 212V211H148ZM163 212V211H162ZM178 212V211H177ZM183 212V211H182ZM182 212H180V213H182ZM187 212V213H188ZM191 212H192V210H191ZM191 212H190V215H192L191 214ZM196 213H198L197 211H195ZM200 212V211H199ZM224 212V211H223ZM232 212V211H231ZM235 213H236V210L234 211ZM234 212H233V215H234ZM245 212V211H244ZM243 212V213H244ZM248 212V211H247ZM264 212V211H263ZM54 214L53 216L51 215V214ZM134 213V212H133ZM230 213V212H229ZM242 213V214H243ZM250 214H251V212H249ZM102 214V213H101ZM104 214V213H103ZM130 214L132 215H130L131 217H134V214H132V212H130ZM145 214V213H144ZM148 214V213H147ZM147 214H145V215H147ZM161 214V213H160ZM163 214H164V212H163ZM169 214H170V217H172L173 218V220H174V218H176V216H177V213H175V212H169L168 213V219L167 218H165V215H167V212L165 213V215H164V220L166 221V219L167 220H170L169 219ZM179 214V213H178ZM193 214H195V213H193ZM201 214V213H200ZM218 214V213H217ZM237 214V213H236ZM239 215L241 214V212L240 213H238ZM249 214V215H250ZM258 214V215H259ZM59 215V214H58ZM145 215H142L141 217H142V219H144V218H146L147 219V217H145ZM183 215H184V213H183ZM189 215V214H188ZM202 215V214H201ZM222 214H220V216H221ZM238 215V216H239ZM254 215H255V213H254ZM56 216H57V214H56ZM101 217H102V215H100ZM123 216H126V214L125 215H123ZM144 216V217H143ZM158 216H159V213H158ZM163 216V215H162ZM179 216V215H178ZM181 216V215H180ZM193 216V215H192ZM198 216V215H197ZM229 216V215H228ZM230 216H231V213H230ZM244 215H242V217H243ZM247 216H248V214H247ZM253 216V215H252ZM261 216H262V214H261ZM261 216H259L260 218H261ZM139 218H140V216H138ZM155 217V216H154ZM156 217H157V214H156ZM188 217V216H187ZM213 217H215V216H213ZM213 217H212V219H213ZM217 217H218V215H217ZM225 217H227L226 216V214H225ZM224 217V218H225ZM241 217V216H240ZM250 217V216H249ZM126 218V217H125ZM193 218H194V216H193ZM198 218V217H197ZM219 218V217H218ZM236 218L237 217H235V216H232L231 218H230V220L232 221L231 223L232 224H234V223H240V222H236ZM252 218V217H251ZM257 218H258V216L256 217V221H258L257 220ZM127 219V218H126ZM130 219H132V218H130ZM134 219V218H133ZM138 219V218H137ZM141 219V218H140ZM187 219H189V217L187 218ZM200 219V218H199ZM226 219V218H225ZM249 219V218H248ZM259 219V218H258ZM145 220V219H144ZM196 220V219H195ZM214 220V219H213ZM239 220V219H238ZM253 220V219H252ZM251 220V221H252ZM260 220V219H259ZM47 221V222H46ZM51 221V220H50ZM122 221V220H121ZM171 221H172V219H171ZM170 221V222H171ZM176 221V220H175ZM180 221V220H179ZM183 221H184V219H183ZM190 221V220H189ZM193 221H194V219H193ZM222 221V220H221ZM228 221V220H227ZM227 221H226V224H223L221 227V231L218 233V235H216L215 236V240L214 241H212V242H210V243H207V247H206V249H204V251H203V255H202V259H201V262H200V264H208V262H209V260L211 259V258H213V256L215 257V252H216V249H219V248H221V247H219V248H217L218 247V244H219V242H221V238L226 234V232L228 231V229L230 228V224L229 223H227ZM46 222V223H45ZM169 222V221H168ZM174 222V221H173ZM191 222V221H190ZM201 222V221H200ZM199 222V223H200ZM218 222H220V221H218ZM242 222H244V221H242ZM247 222V221H246ZM245 222V223H246ZM183 223V222H182ZM186 223H187V221H186ZM198 223V224H199ZM260 223V222H259ZM171 224V223H170ZM173 224V223H172ZM171 224V225H172ZM194 224V223H193ZM244 224V223H243ZM253 224V223H252ZM252 224H250L251 226H252ZM255 224H256V222H255ZM257 224H258V222H257ZM126 225V224H125ZM176 225V229L177 230H175L174 228H172V229H174V231H173V233H172V237H170L169 239L168 238H166V241H164V244H166V246H167V243L166 242H168V241H173L176 237H178V236H180L181 235V233L184 231L185 232V230H182V225L181 224H179V225H177V224H175ZM221 225V224H220ZM249 225V224H248ZM97 226V227H98ZM170 226V225H169ZM197 226V225H196ZM196 226H195V228H196ZM232 226H234V225H232ZM236 226H237V224H236ZM245 226V225H244ZM247 226V225H246ZM245 226V227H246ZM259 226H260V224H259ZM262 226H264V225H262ZM120 227V226H119ZM185 227H187V226H185ZM193 227V226H192ZM243 227V226H242ZM244 227V228H245ZM253 227H255V230L257 229L256 228V226H254L253 225ZM253 227H249L248 228V226H247V228L248 229H250V228H252L251 230H252V232H254V228ZM121 228V227H120ZM194 228V227H193ZM193 228H190V230H188L189 231V233H190V231L193 229ZM237 228V227H236ZM247 228H245V229H247ZM260 228L261 227H259V230H260ZM264 228V227H263ZM263 228H261V230L263 229ZM91 229H93V228H91ZM119 229V228H118ZM170 229V228H169ZM184 229V228H183ZM218 229V231H219V228H217ZM232 229V228H231ZM241 229H243V228H241ZM247 229V230H248ZM95 230V229H94ZM95 230V231H96ZM116 230V229H115ZM114 230V231H115ZM122 230H123V227H122ZM194 231H195V229H193ZM235 230V229H234ZM98 231V230H97ZM117 231H119V230H117ZM121 231V230H120ZM167 231H169V230H167ZM230 231V230H229ZM233 231V230H232ZM246 230H244V232H245ZM249 231V230H248ZM247 231V232H248ZM104 232V231H103ZM145 232H146V230H145ZM148 232V231H147ZM171 232V231H170ZM252 232L250 231V233L252 234ZM96 232H94V234H95ZM98 233V232H97ZM187 233V232H186ZM186 233H185V235H186ZM215 233V232H214ZM249 233V234H250ZM256 233V232H255ZM89 234V233H88ZM93 234V235H94ZM145 234V233H144ZM192 234V233H191ZM227 234H229V233H227ZM248 234V233H247ZM246 234V235H247ZM258 234H259V231H258ZM146 235V234H145ZM165 235L166 234H164V236L163 237H165ZM167 235L169 236V234L167 233ZM182 235H184V234H182ZM188 235V234H187ZM260 235V234H259ZM90 236H92V234L90 235ZM189 236L191 237V235H188V238H189ZM226 236H228V235H226ZM225 236V237H226ZM245 236V235H244ZM252 236V235H251ZM256 236H257V234L255 235V238H256ZM145 237V236H144ZM167 237V236H166ZM183 237V236H182ZM211 237V236H210ZM247 237H249V238H251L250 237V235L249 236H247ZM92 238V237H91ZM180 238V240H181V237H179ZM184 238H186V237H184ZM187 238V239H188ZM244 238V237H243ZM253 238V237H252ZM251 238V240H254V239H252ZM141 239H142V236H141ZM145 239V238H144ZM223 239V238H222ZM86 240V239H85ZM146 240V239H145ZM144 240V241H145ZM164 240V239H163ZM177 240V239H176ZM184 240V239H183ZM246 240V239H245ZM244 240V241H245ZM247 240H248V238H247ZM250 240V241H251ZM84 241V240H83ZM142 241V240H141ZM162 241V240H161ZM182 241V240H181ZM188 241L189 240H185V242H187L186 243V245H188L189 243H188ZM243 241V240H242ZM244 241L242 242V244L244 245L245 243H244ZM256 241V240H255ZM158 242H160V241H158ZM170 242V243H171ZM184 242V241H183ZM182 242V243H183ZM252 242V241H251ZM160 243H162V242H160ZM170 243L168 242V244L170 245ZM173 243V242H172ZM180 243V242H179ZM181 243V244H182ZM226 243V242H225ZM225 243H223L222 242V245H224ZM248 243V242H247ZM260 243V242H259ZM221 244V243H220ZM234 245H235V243H233ZM232 244V245H233ZM238 244V243H237ZM236 244V245H237ZM251 244V243H250ZM159 245H162V244H159ZM176 245V244H175ZM179 245V244H178ZM183 245H184V243H183ZM182 245V246H183ZM239 245V244H238ZM163 246V245H162ZM177 246V245H176ZM181 246V247H182ZM189 246V245H188ZM205 246H206V244H205ZM246 246H247V244H246ZM251 246V245H250ZM159 247V246H158ZM164 247V246H163ZM185 246H183L182 247V249L184 248ZM187 247V246H186ZM185 247V248H186ZM236 247V246H235ZM241 246H239V248H240ZM185 248L183 249L184 251H185ZM227 249H229L228 247H226ZM232 248H233V246H232ZM237 248V247H236ZM235 248V249H236ZM237 249V250H241V248L240 249ZM246 248V247H245ZM245 248H243L242 247V249H245ZM250 248V247H249ZM189 249V248H188ZM223 249V248H222ZM227 249H224V251L223 252H227ZM231 249V248H230ZM234 249V248H233ZM234 249V250H235ZM258 249V248H257ZM257 249H255V251L257 250ZM85 250H86V247H85V245L84 244H80L77 248H75L74 250H72V253H71V256L69 257V258H67L68 260H67V263H65V264H79L80 262H81V260H82V258H83V255H84V253H85ZM175 250V247H174V249H173V251ZM179 250L180 249H177V254H178V252H179ZM237 250H235L236 252H237ZM247 250H248V248H247ZM251 250V249H250ZM167 251H169L168 249H167ZM172 251V252H173ZM234 251V252H235ZM186 252V251H185ZM184 252V253H185ZM218 252H220V251H217V253ZM229 253L230 252H232L231 250L230 251H228ZM175 253V252H174ZM173 253V254H174ZM181 252H179V254H180ZM186 254V253H185ZM224 254V253H223ZM231 254V253H230ZM230 254L229 255H227V257L229 256L230 257ZM250 254V253H249ZM218 255H220V254H218ZM235 255H237V254H235ZM235 255L233 254V255H231L232 257H235ZM241 255V254H240ZM69 256V255H68ZM168 255H166L165 257H167ZM177 256V255H176ZM180 256V255H179ZM217 256V255H216ZM224 256H226V253H225V255ZM238 256V255H237ZM169 257V256H168ZM172 257H175V256H172ZM181 257V256H180ZM183 257H185V256H183ZM171 258V257H170ZM125 259V258H124ZM165 259V258H164ZM164 259H163V264H165L164 263ZM230 259V258H229ZM228 259V260H229ZM121 261H122V259H120ZM125 260H127V259H125ZM170 260V259H169ZM183 260V259H182ZM230 261H232L231 259L229 260V261H226V262H228V264H231V263H229ZM234 261H235V259H234ZM113 262H115V261H113ZM113 262H110V263H113ZM167 260H166V264H167ZM171 262H174V261H171ZM214 262V261H213ZM233 262V261H232ZM109 263V264H110ZM220 263H222V261L220 262ZM219 262L217 263V264H220ZM233 263H235V262H233ZM118 264V263H117ZM171 264V263H170ZM172 264H174V263H172ZM216 264V263H215ZM223 264V263H222ZM237 264H239V263H237Z\"/></svg>",
    "mask_w": 264,
    "mask_h": 264
}]
</instances>
